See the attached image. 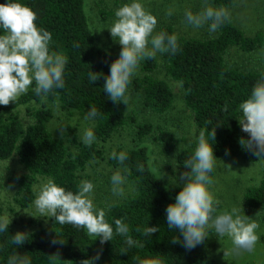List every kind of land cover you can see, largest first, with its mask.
Listing matches in <instances>:
<instances>
[{"label": "trees", "instance_id": "16d2710c", "mask_svg": "<svg viewBox=\"0 0 264 264\" xmlns=\"http://www.w3.org/2000/svg\"><path fill=\"white\" fill-rule=\"evenodd\" d=\"M236 1L207 0V3L230 9ZM5 2L0 0V4ZM19 2L37 12V26L52 33L50 50L63 53L68 61L63 89L54 90L46 97L37 96L33 83L15 103L0 105V161L16 156L24 168L25 173L16 176L14 184L18 188L16 203L26 210L35 199L34 186L39 179H53L75 192L81 173L92 161L103 157L102 144L123 130L129 124V118L127 107L112 102L103 92L104 77L110 74V65L120 53L108 51L97 42L85 12V0ZM159 32L176 34L179 51L175 55L161 54L160 61L157 57L141 61L140 74L133 77L130 90L141 95L143 108L157 116L172 109L173 91L167 80L157 77L158 72L163 73L164 78L182 88L184 104L192 113L198 132H204L209 143L214 145L217 159L257 162L252 152L240 144L241 139L248 140L249 136L238 123L239 104L264 76V70L254 72L233 67L226 57L232 49L251 54L264 48V34L248 36L231 18L210 38L184 37L170 26ZM3 34L0 31V35ZM90 70L97 73L98 78L101 75L93 85L88 80ZM53 107L79 113L95 107L101 113L94 125L98 143L90 147L78 143L75 149L70 148L49 128L54 119ZM214 130L215 141L209 135ZM136 138L140 143L151 139L166 156L176 153L177 139L171 131L155 130L151 124L137 125ZM226 150L229 155L225 154ZM126 151L129 156L125 162L126 175L133 193L111 205L106 218L109 223L125 218L129 235L136 240L133 247H128L122 236H114L112 241L101 244L99 239L89 236L86 229L61 225L50 217L47 229L28 234V240L20 247L10 243V236L16 234L10 226L8 233L0 234V264H7L14 254L26 258L30 264H81L97 253L100 258L96 264H185L183 237L178 229H168L166 219V208L174 203L181 189H169L161 179L157 180L147 146L139 145ZM193 151L184 149L176 155L181 174L188 171L183 163ZM137 164L144 166L143 173L137 171ZM110 165L121 167L113 159H110ZM211 175L214 178L215 170ZM243 202L247 209L264 215V170L259 183L245 190ZM0 218H3L1 210ZM148 226L158 227L160 231L151 238L136 231ZM173 236H179L180 243H173Z\"/></svg>", "mask_w": 264, "mask_h": 264}, {"label": "clouds", "instance_id": "9594fccd", "mask_svg": "<svg viewBox=\"0 0 264 264\" xmlns=\"http://www.w3.org/2000/svg\"><path fill=\"white\" fill-rule=\"evenodd\" d=\"M205 4L195 14L190 10L186 11L184 18L187 25L195 29L207 25L211 35L228 22L230 17L226 9L207 6V0ZM114 17L107 30L113 40L119 43L121 51L110 65V74L104 77L103 92L112 102L127 107L131 98L130 86L133 77L138 74L141 61L152 59L158 54L175 55L179 51L178 36L165 32L155 33L157 18L145 9L143 0H128L115 10ZM37 19V12L19 0H6L0 4V31L4 33L0 35V105L15 103L21 95L28 92L33 83L34 93L45 97L65 86L67 57L61 52L50 50L52 33L38 27ZM99 78L97 73L89 71L90 84L93 85ZM239 111V126L249 136L248 140L241 139L240 144H244V149L251 151L257 160H264V76L252 87L247 99L239 104ZM100 116L101 113L95 107H90L85 113L84 120L91 126L84 128L80 136V143L84 146L90 147L98 143L94 125ZM209 135L215 141V130ZM225 154L229 155L230 152L226 150ZM110 159L116 160L121 166L110 176L111 192L123 199L126 197V188L133 190L126 175L128 168L125 162L129 156L127 151L113 150ZM218 161L214 145L209 143L204 132H200L196 137L193 154L183 163L188 171L180 179L186 178V183L176 195L174 203L166 208L168 229L179 230L183 245L188 250L202 244L209 237V230H212L216 237L227 236L233 250L252 252L259 239L257 229L260 225L256 220L245 216L241 206L218 211L219 201L212 190L211 175ZM162 169L163 166L153 169L158 174L157 180L166 176ZM137 171L143 173L144 166L137 164ZM170 183L179 186L176 178H171ZM33 205L40 217L50 216L61 225L86 229L88 235L99 239L101 244L112 241L114 236L124 237L128 247L136 244V240L129 235V225L125 218L109 223L106 217L111 205L104 208L97 206L95 184L91 180H80L74 192L60 186L55 180L48 179L39 187ZM10 223L11 219L0 218V234L8 233ZM136 231L151 238L160 229L148 226L142 230L137 228ZM28 238L27 232H17L10 236V243L20 247ZM172 242L180 243L179 236H173ZM99 258L100 253H97L81 264H96ZM7 264H30V261L14 254L8 258Z\"/></svg>", "mask_w": 264, "mask_h": 264}, {"label": "rangeland", "instance_id": "374dc122", "mask_svg": "<svg viewBox=\"0 0 264 264\" xmlns=\"http://www.w3.org/2000/svg\"><path fill=\"white\" fill-rule=\"evenodd\" d=\"M127 2L128 0H85V12L97 42L104 49L113 53H120L121 46L113 40L107 28L115 18V10ZM143 2L145 9L157 18L155 33L165 26H170L179 35L189 38H210L215 35V33L209 34L207 25L195 29L187 25L184 18V14L188 10L194 14L201 11L206 6L205 1L143 0ZM207 6L218 8L210 3H207ZM226 10L233 23L246 35L264 34V0H237L232 8ZM156 57L159 61L161 60V54ZM226 61L229 65L242 70L262 72L264 70V48L251 54H244L237 49H232L228 53ZM139 74L140 67L137 75ZM157 77L167 80L173 91L174 105L172 109L163 116L154 115L143 108L141 95L130 90L131 98L127 106L129 124L114 135L110 141L102 144L103 157L92 161L80 175V180L88 179L95 184V203L98 207L104 208L106 205H113L124 199L114 196L111 192L110 176L117 169L110 165V153L113 150L126 151L139 145L147 146L152 170L163 166L162 171L166 173V176L161 180L169 189H181L186 183V178L180 179L182 174L176 164V155L184 149L194 150L199 132L194 124L192 113L184 104L180 85L164 78L163 73L158 72ZM53 112L54 119L49 124L50 130L57 137L64 139L70 148L75 149L80 143V136L83 134L84 128L91 126L84 120L85 113L64 111L54 107ZM132 119L136 121L132 122ZM143 124H151L155 130L162 128L173 132L177 139L176 153L171 156L162 154L160 146L151 139H145L143 143L137 141V125ZM58 128H64V130L61 131ZM218 160L220 162H217L215 168L212 188L215 198L219 201L218 211L241 206L244 215L255 219L260 225L257 229L259 239L252 252L233 250L227 236L219 238L216 237L214 231L209 230V237L192 250L186 249L182 241L185 264H264V215L247 209L243 202L245 190L258 184L262 178L264 160H257L253 164L240 160ZM226 166H230V168L228 169ZM153 172L158 177L157 172ZM23 173L25 170L16 156H12L6 161H0V210L3 218L11 219L9 226L14 232L30 234L47 229L50 216L40 217L33 203L26 210L17 205L18 188L14 184V178ZM171 178H176L179 186L170 183ZM46 181V179H39L35 184V198L39 187ZM132 193L133 190L126 188V196Z\"/></svg>", "mask_w": 264, "mask_h": 264}]
</instances>
